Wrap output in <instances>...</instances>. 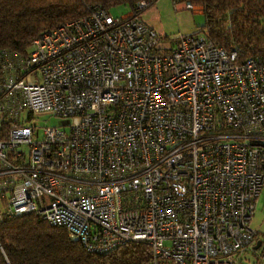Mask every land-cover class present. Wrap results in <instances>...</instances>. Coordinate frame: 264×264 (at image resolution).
<instances>
[{
	"label": "built area",
	"instance_id": "obj_1",
	"mask_svg": "<svg viewBox=\"0 0 264 264\" xmlns=\"http://www.w3.org/2000/svg\"><path fill=\"white\" fill-rule=\"evenodd\" d=\"M149 1L0 48V219L36 214L90 253L143 242L147 264H264V53L199 33L158 52Z\"/></svg>",
	"mask_w": 264,
	"mask_h": 264
},
{
	"label": "trees",
	"instance_id": "obj_2",
	"mask_svg": "<svg viewBox=\"0 0 264 264\" xmlns=\"http://www.w3.org/2000/svg\"><path fill=\"white\" fill-rule=\"evenodd\" d=\"M136 1L0 0V48L25 54L38 34L86 14L88 7L124 4L132 10ZM155 1L150 0L148 7ZM171 1L202 8L204 23L194 34L204 35L218 47L236 49L241 58L264 53V0ZM149 260V247L143 242L128 241L90 253L65 229L36 214L0 219V264H147Z\"/></svg>",
	"mask_w": 264,
	"mask_h": 264
},
{
	"label": "rangeland",
	"instance_id": "obj_3",
	"mask_svg": "<svg viewBox=\"0 0 264 264\" xmlns=\"http://www.w3.org/2000/svg\"><path fill=\"white\" fill-rule=\"evenodd\" d=\"M109 11L114 18H119L129 13V7L124 4L114 5ZM140 17L156 33L155 48L158 52H167L175 48L181 36L195 33L204 23L202 13L174 6L171 0L155 1L141 13ZM33 122L39 132L43 126L58 125L60 119L51 114H38ZM263 244L256 250L257 253L261 252Z\"/></svg>",
	"mask_w": 264,
	"mask_h": 264
},
{
	"label": "crops",
	"instance_id": "obj_4",
	"mask_svg": "<svg viewBox=\"0 0 264 264\" xmlns=\"http://www.w3.org/2000/svg\"><path fill=\"white\" fill-rule=\"evenodd\" d=\"M178 6L179 8H183L181 4H179ZM107 9L109 10L110 8ZM192 10L196 13H202V8L200 6H193ZM128 12H130V10ZM250 226L254 231H256V240H259L262 245L264 243V184L262 186L260 195L256 200L255 210L250 222Z\"/></svg>",
	"mask_w": 264,
	"mask_h": 264
},
{
	"label": "water",
	"instance_id": "obj_5",
	"mask_svg": "<svg viewBox=\"0 0 264 264\" xmlns=\"http://www.w3.org/2000/svg\"><path fill=\"white\" fill-rule=\"evenodd\" d=\"M261 245V242L259 240H256L255 245H254V249H258Z\"/></svg>",
	"mask_w": 264,
	"mask_h": 264
}]
</instances>
